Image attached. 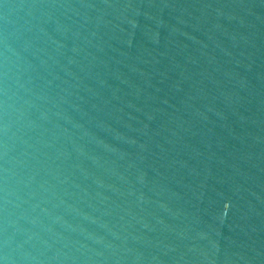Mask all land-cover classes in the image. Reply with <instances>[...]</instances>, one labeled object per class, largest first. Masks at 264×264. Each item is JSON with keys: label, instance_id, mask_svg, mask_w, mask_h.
<instances>
[{"label": "water", "instance_id": "1", "mask_svg": "<svg viewBox=\"0 0 264 264\" xmlns=\"http://www.w3.org/2000/svg\"><path fill=\"white\" fill-rule=\"evenodd\" d=\"M0 264H264V0H0Z\"/></svg>", "mask_w": 264, "mask_h": 264}]
</instances>
